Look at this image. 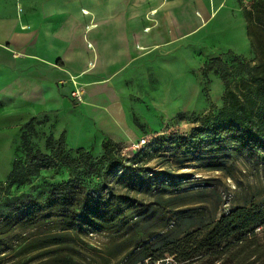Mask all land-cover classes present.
<instances>
[{
  "label": "rangeland",
  "instance_id": "rangeland-1",
  "mask_svg": "<svg viewBox=\"0 0 264 264\" xmlns=\"http://www.w3.org/2000/svg\"><path fill=\"white\" fill-rule=\"evenodd\" d=\"M184 1L185 6L173 13L181 27L179 32L167 34L164 21L151 19V23L144 26L151 25L148 33L152 42L139 43L146 49L138 50L136 61L119 69L115 80L108 84L113 97L123 98L127 104L134 137H120L113 132L105 135L119 148L126 164L147 169L145 174L151 181L157 178L167 182L164 196L173 198V210H184L177 231H191L183 244L220 213L264 195V154L238 159L228 174L207 170L197 161L178 162L181 151L178 140L189 136L190 130L197 125L194 119L215 114L223 107L221 74L226 75L230 88L244 92L246 85L241 79L246 81L248 78L237 65L242 59L254 58L244 17L252 0H224L223 6L221 0H205L209 11L207 16L199 12L192 0ZM220 6L216 16L210 17L212 9ZM69 40V47H73L74 43L84 42L85 35L77 33ZM12 47L7 42H0V182L5 180L17 161L24 159V140L32 150L48 154L46 137L57 138L62 134L65 149L76 159L75 167L42 171L36 182L79 178L92 187L96 183L94 187L99 186L98 175L88 177L84 172L82 152L66 143L63 131L59 133L63 124L46 112L41 114L45 110L33 95L35 88L44 81L41 76H44L60 95L79 104L82 86L78 78L76 84L66 79L56 80L53 70L67 68L62 58L39 67L34 58H23ZM93 70L97 80L103 76L101 69ZM110 72L111 69L106 74ZM118 80L124 83L116 84ZM20 91L25 92V98L19 96ZM136 140L140 141L139 145L132 146ZM82 148L91 156L86 159L87 163L95 164L99 174L105 163L98 154L99 148L94 145ZM149 171L157 172V177L150 176ZM115 182L122 186L120 181ZM162 223H167V227L159 230V234L174 227L171 218ZM252 233L262 238L264 222ZM76 239L72 241V264H126L129 260L124 248L117 246L121 239L113 235L100 232ZM40 253L24 255L10 251L0 255V264H42L45 257ZM221 257L207 252L189 256L177 264H221ZM164 260L170 262L172 256H166Z\"/></svg>",
  "mask_w": 264,
  "mask_h": 264
},
{
  "label": "trees",
  "instance_id": "trees-1",
  "mask_svg": "<svg viewBox=\"0 0 264 264\" xmlns=\"http://www.w3.org/2000/svg\"><path fill=\"white\" fill-rule=\"evenodd\" d=\"M251 5L244 17L254 58L237 65L248 78L241 79L246 89L230 88L221 74L223 107L194 119L197 125L189 136L178 140V162L197 161L207 170L228 174L238 159L264 154V0ZM23 147L24 159L0 182V255L41 251L42 264H72L73 238L103 232L121 239L117 246L129 256L126 264H177L207 252L222 255L221 264H264V236L252 233L264 222V195L220 213L183 244L191 231H177L184 210H173V198L164 196L167 182L151 181L147 169L126 164L109 139L100 143L98 154L105 163L99 174L86 161L89 153L76 148L86 175L100 177L96 187L79 178L36 182L42 171L75 167L62 134L46 137L48 154L32 150L26 140ZM167 218L174 227L159 234ZM166 256L172 260L165 263Z\"/></svg>",
  "mask_w": 264,
  "mask_h": 264
},
{
  "label": "crops",
  "instance_id": "crops-1",
  "mask_svg": "<svg viewBox=\"0 0 264 264\" xmlns=\"http://www.w3.org/2000/svg\"><path fill=\"white\" fill-rule=\"evenodd\" d=\"M191 2L203 16L209 14L205 0ZM220 3L223 6L224 0ZM185 4L184 0H0V42L13 45L23 58H34L39 67L56 58L64 60L67 68L52 73L56 80L74 84L77 77L82 86L81 102L60 95L41 75L44 81L33 91L34 99L45 110L41 114L46 112L63 124L59 133L64 132L69 146L99 148L101 141L108 139L106 134L135 135L127 104L123 98L113 97L108 84L119 69L136 61L138 50L146 49L139 43L152 42L151 25L144 26L151 19L164 21L167 34L179 32L173 13ZM221 6L213 8L210 17L214 18ZM77 33L85 35L84 42L69 47L70 37ZM93 68L101 69L103 76L98 80ZM109 69L112 73L106 74ZM19 96L25 98V92L20 91Z\"/></svg>",
  "mask_w": 264,
  "mask_h": 264
},
{
  "label": "built area",
  "instance_id": "built-area-1",
  "mask_svg": "<svg viewBox=\"0 0 264 264\" xmlns=\"http://www.w3.org/2000/svg\"><path fill=\"white\" fill-rule=\"evenodd\" d=\"M76 96H77V98L80 97L78 92H77V95ZM139 142L140 141H137V140L135 142H132V146H135V147L138 146L139 145Z\"/></svg>",
  "mask_w": 264,
  "mask_h": 264
}]
</instances>
